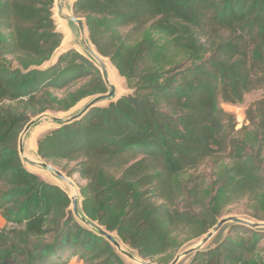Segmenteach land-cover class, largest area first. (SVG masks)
Instances as JSON below:
<instances>
[{
    "label": "trees",
    "instance_id": "1",
    "mask_svg": "<svg viewBox=\"0 0 264 264\" xmlns=\"http://www.w3.org/2000/svg\"><path fill=\"white\" fill-rule=\"evenodd\" d=\"M53 2L0 0V264H126L19 156L32 117L106 91L75 49L42 66L63 38ZM73 11L132 89L37 139L42 159L84 180L83 213L158 264L237 199L264 218V98L240 129L221 106L264 88V0H76ZM207 159L210 179L195 173ZM262 240L264 228L228 223L188 264H264Z\"/></svg>",
    "mask_w": 264,
    "mask_h": 264
},
{
    "label": "water",
    "instance_id": "2",
    "mask_svg": "<svg viewBox=\"0 0 264 264\" xmlns=\"http://www.w3.org/2000/svg\"><path fill=\"white\" fill-rule=\"evenodd\" d=\"M76 0H54L57 10L62 17V21L66 23L69 29V33L67 34L65 29L64 33L66 34V37L64 39V42L69 39V42L71 41V30H70V23H73V26H77V30L79 33V50L75 49L78 51L80 54L88 58L100 71L102 80L106 86V91L102 93H97V94H92L89 96L84 97L85 100L83 101L82 104L78 105L75 108V111H71L70 108L68 110V115H56V114H50V113H39L38 115L32 117L23 127L21 130L19 137H18V152L20 159L22 163H26L30 165V167H34L37 169H41L43 171H46L47 173L51 174L50 177L51 179L48 180L58 186H60L65 192H67L66 189H68L69 193L67 192L69 198H70V211L72 212L73 216L75 219L83 224L84 226L90 228L100 236L104 237L114 248L118 253H121L123 255H126L129 259L134 261L137 264H158L152 260H144V258L140 257L134 250H129L127 245V248H125V244L118 238V236L115 233H112L105 228H103L101 225L98 224L97 221L92 220L88 216H86L83 211H82V195H81V190L77 189L76 185L74 182L69 179L67 175H65L60 169L55 167L54 165L48 163L44 159H42L38 153H37V139L38 137L53 128H57L59 126H62L64 124L70 123L72 121H75L82 117L86 112L89 110L98 107V106H104L102 103H110L113 101H116L118 98V80L115 75L116 80L111 81L108 77L106 65L104 64L103 58L108 59L112 67L114 66L109 58L101 55L92 42L89 39L88 33H87V26L85 23L84 18L77 16L74 11H73V5ZM53 2V3H54ZM69 4V8L65 10V4ZM72 10V11H71ZM75 24V25H74ZM63 26V25H62ZM75 26V28H76ZM69 35V38H68ZM59 47V46H58ZM57 47V48H58ZM71 49V48H70ZM74 49V48H73ZM69 50V49H67ZM63 50L61 53L67 51ZM60 53V54H61ZM58 54V56L60 55ZM114 68V67H113ZM116 68H114L115 71ZM117 70V69H116ZM116 73V71H115ZM88 97V98H87ZM82 98V99H84ZM81 99V100H82ZM80 101V100H79ZM78 101V102H79ZM77 104V103H76ZM75 104V105H76ZM73 107V106H72ZM71 107V108H72ZM67 111V110H65ZM42 122H49L50 125L47 126L44 130H42L40 133L37 134L36 136V151L35 155L31 153V151L28 148V138L33 131L34 128L39 126ZM25 166V165H24ZM28 169V168H27ZM31 172H34L38 174V171L35 170H30ZM63 184L64 186H62ZM66 188V189H65ZM71 189L74 190V192L71 191ZM228 223H239L246 225L250 228H264V222H252L248 219L244 218H239L235 216H229V217H221L218 218L216 223L204 234L201 236V238L193 245H189L182 249L179 253H177L167 264H179V262L182 260V258H186L189 256H192L194 253L200 251L203 249L205 246H207L210 241L216 236V234L221 230V228L228 224ZM124 244V245H123ZM135 252V253H134Z\"/></svg>",
    "mask_w": 264,
    "mask_h": 264
},
{
    "label": "rangeland",
    "instance_id": "3",
    "mask_svg": "<svg viewBox=\"0 0 264 264\" xmlns=\"http://www.w3.org/2000/svg\"><path fill=\"white\" fill-rule=\"evenodd\" d=\"M52 12H53V19H54V22L56 24V28L62 33L63 38H62V41H61L59 47L54 51L53 55L50 57V59L45 61L42 64V66L43 65L45 66V65H48V64H51L52 62H54L57 59L58 54H60L63 50H67V49H70V48L71 49L74 48V49H78L79 50V33H78V30H77V26L74 24L76 26V28H75V26L72 25L73 23L69 22L70 23L69 24L70 25V30H71V34H72L71 35L72 39H71L70 42H68V45L66 47H64L63 44H64V39L66 37V34L63 32L64 29H63V26H62L64 24V21H62V24H61L62 17L60 16V14H59V12L57 10L55 2L53 3ZM79 18H80V16H79ZM111 67H112V65H111ZM113 67H112V69L114 71L115 67L114 68ZM115 71H116V73H115ZM115 71H114V74L112 76V79H110V80L111 81H115L116 80L115 75H116L117 80H118V84H117L118 95L117 96L120 97V96H122L124 94H127V93L131 92L132 89L129 88L128 83L126 82V80L122 76H120V74L118 73V71L116 69H115ZM262 98H264V88H261V89H258V90H254V91H251V92L247 93L240 103H236V104L222 103L221 106L223 107V109L225 111L233 114V116H234V118L236 120V129H240L242 126L247 125V123H248L247 120H246V113H245L246 109L253 102H255L258 99H262ZM84 100H85V98L80 100L79 102H77V104L74 105L72 108H70V110L72 109L71 111H75V108L78 105L82 104ZM104 104H108V103H102V105H104ZM70 110L59 111V112H56V111H44L43 113H50V114H56V115H68L69 114L68 111H70ZM45 128H47V126L42 127L40 130H37V131L34 128L33 131L31 132V134L33 132H35V134L31 135L30 139L28 138V148H29L30 151L32 150L31 144L35 143V145H36V136H37V134L40 133ZM24 165H25L26 168H28L30 170L38 171V175L42 179L47 180V181L51 179V177H50L51 174L47 173L46 171H43L41 169H37V168H34V167H30V165H28L26 163H24ZM55 167H57V166H55ZM57 168L60 169L59 167H57ZM60 170L65 175H67L69 177V179H71L74 182V184L76 185L78 190L84 184V180H81L78 177L77 174H69L67 171H64L62 169H60ZM202 171H204L206 173V174H204V177H206V179H210L212 177V160H208L207 159L206 161H204L197 168V170H195V173H201ZM61 185L64 186L63 184H61ZM66 190H67L68 194H70L68 189H66ZM256 204H258V202H251V201H249L247 199V197H244V198H241V199H237L234 202L229 203V204L225 205L224 207H222L221 215H220L219 218L235 216V217H239V218L248 219V220H250L252 222H264V218L257 219V218L252 216L254 211H256V210L259 211V209L256 208L257 207ZM228 229L229 228L226 227L222 231L220 236H223L224 234H226L228 232ZM200 238L201 237L196 238V239H191V240L185 242L174 253L173 257L177 253H179L182 249H184L185 247L195 244ZM211 242L212 241H210V243ZM260 245H261L262 248H261L260 251H258L256 253L255 257H256L257 261L264 262V240L261 241ZM124 246H125V248L129 249L126 245H124ZM129 250H132V249H129ZM119 254L122 257V260L124 261V263H126V264H137L134 261H132L131 259H129L126 255H123L121 253H119ZM144 260H148V259H144ZM190 260H191V256L186 257V258H182V260L179 262V264H188ZM67 264H82V262L78 258L72 257Z\"/></svg>",
    "mask_w": 264,
    "mask_h": 264
},
{
    "label": "bare ground",
    "instance_id": "4",
    "mask_svg": "<svg viewBox=\"0 0 264 264\" xmlns=\"http://www.w3.org/2000/svg\"><path fill=\"white\" fill-rule=\"evenodd\" d=\"M67 1H68V0H67ZM65 7H66L65 10L67 9V7L69 8V3H66V4H65ZM63 28L65 29L66 33L68 34V33H69V29H68V26H67L65 23L63 24ZM74 37H75V36H74ZM68 38H69V35H68ZM68 42H69V39H67V41L64 42L63 46L66 47V46L68 45ZM103 61H104V64L106 65V69H107L108 77H109V79H112V76H113V74H114V71H113V69H112V67H111V64H110V62L108 61V59H106V58H103ZM42 125H43V126H42ZM48 125H50L49 122H47V123L42 122L41 124H39V126H37V127L35 128V130H36V131H37V130H40L42 127H45V126H48ZM41 126H42V127H41ZM33 134H35V132H33L32 134H30V136L33 135ZM30 136H29V139H30ZM31 146H32L31 153H32L33 155H35V151H36V145H35V143L31 144ZM71 191L74 192L73 189H71ZM216 238H217V237H216ZM218 238H219V235H218Z\"/></svg>",
    "mask_w": 264,
    "mask_h": 264
},
{
    "label": "crops",
    "instance_id": "5",
    "mask_svg": "<svg viewBox=\"0 0 264 264\" xmlns=\"http://www.w3.org/2000/svg\"><path fill=\"white\" fill-rule=\"evenodd\" d=\"M4 226V220L0 215V229Z\"/></svg>",
    "mask_w": 264,
    "mask_h": 264
}]
</instances>
